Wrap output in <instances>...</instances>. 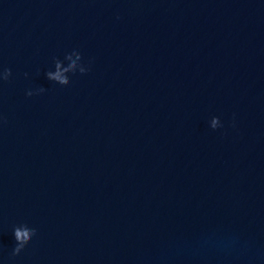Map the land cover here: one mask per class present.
<instances>
[{
  "label": "water",
  "instance_id": "water-1",
  "mask_svg": "<svg viewBox=\"0 0 264 264\" xmlns=\"http://www.w3.org/2000/svg\"><path fill=\"white\" fill-rule=\"evenodd\" d=\"M2 68L0 264H264V0H0Z\"/></svg>",
  "mask_w": 264,
  "mask_h": 264
},
{
  "label": "clouds",
  "instance_id": "clouds-1",
  "mask_svg": "<svg viewBox=\"0 0 264 264\" xmlns=\"http://www.w3.org/2000/svg\"><path fill=\"white\" fill-rule=\"evenodd\" d=\"M119 19V17H117ZM54 70H49L45 73L46 79L61 87H68L71 83V76H75L77 73L80 75H86L91 70V61L84 62L82 54L78 50L66 54L64 59L53 58ZM12 71L9 68L0 69V83L9 82L12 77ZM25 78L28 74L25 73ZM47 90L43 87L35 90H27L25 95L28 98L33 96H39ZM7 124V118L0 114V127ZM233 126H235L233 124ZM210 127L216 130L223 127L218 117H213L210 121ZM13 235L15 239V247L11 252V259L18 257L26 247L32 242L33 238L37 235L35 228L29 227L27 224H21L14 226Z\"/></svg>",
  "mask_w": 264,
  "mask_h": 264
}]
</instances>
